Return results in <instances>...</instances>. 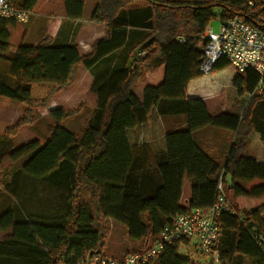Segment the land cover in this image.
<instances>
[{
  "label": "trees",
  "instance_id": "trees-1",
  "mask_svg": "<svg viewBox=\"0 0 264 264\" xmlns=\"http://www.w3.org/2000/svg\"><path fill=\"white\" fill-rule=\"evenodd\" d=\"M39 1L9 3L30 14ZM85 1L62 0L61 15L81 19ZM236 14L264 30V9L249 8L243 0H95L91 20L104 24L106 32L85 54L75 44L55 43L50 37L35 45L14 46L10 28L18 21L0 19V57L9 62L15 78L14 87L0 78V96L25 106V117L14 130L33 125L34 110L70 86L80 66L92 71L102 64L93 85L95 108L80 133L62 123L72 113L55 108L48 114L56 124L44 143L34 139L14 147L13 132L0 136L1 189L20 197L23 180L32 179L61 191L62 200L68 201L48 223L19 219V206L1 214L0 229L12 232L0 240V258L13 264H78L85 251L104 253L100 217L122 223L133 240L153 238L174 215L209 209L220 179L228 200L230 193L264 199V162L244 156L253 132L264 140V81L259 91V74L248 68L236 75L234 88L249 98L225 112L213 114L204 99L187 96L189 82L202 76L198 67L207 42L201 38L205 27L217 17ZM228 65L221 58L213 71ZM161 66L163 81L147 86L139 99L134 86ZM223 100L222 93L212 97L213 109H220ZM154 108L162 116H185V128L167 134L163 155L148 146H130L126 135ZM205 127L232 134L223 165L194 140L193 132ZM26 156L11 179L2 182L4 160ZM255 180L262 184L247 187ZM233 208L235 213L223 212L218 218L220 264H264V250L254 237L264 234V205L250 211ZM178 246L165 248L149 264H191L190 258L178 255Z\"/></svg>",
  "mask_w": 264,
  "mask_h": 264
},
{
  "label": "rangeland",
  "instance_id": "rangeland-1",
  "mask_svg": "<svg viewBox=\"0 0 264 264\" xmlns=\"http://www.w3.org/2000/svg\"><path fill=\"white\" fill-rule=\"evenodd\" d=\"M93 2L94 0H87L85 17L88 16ZM63 11L64 7L62 0H40L37 8L30 13V17L26 21L18 22L15 27L10 28V43L14 46H19L21 44L35 45L40 40L49 37L48 35L52 34L54 29H56L54 26L61 21L59 18L62 16L61 13ZM215 12L216 14H220L219 9H216ZM214 27L217 28V23L215 21ZM226 69L231 70V65H228ZM98 72L99 68L88 71L80 66L70 86L55 94L46 106L34 108L35 123L33 125L25 124L16 130H14L16 124L20 119L25 117V106L8 97L0 96V136L5 133L13 132V136L10 138L14 147L21 146L34 139H38L40 143H44L51 128L56 124V120H54L48 112L50 111L49 109H53L51 107L56 106H60L61 109L72 113L69 117H66L62 123L71 132L75 134L80 133L95 108L96 94L93 85L96 73ZM214 72L215 71L202 76H209L214 74ZM144 77L145 76H143V78ZM0 78L6 85L14 87L15 78L10 73L9 62L2 57H0ZM143 78L137 83V87V84L134 86L137 91L140 90L143 81L146 80V78L145 80ZM223 95V104L225 103L226 97L227 107L230 109L235 108L236 104L246 103L249 98V94L244 93L240 96L236 89L231 87H228ZM226 136L227 134L225 133L220 135L222 139ZM256 137L255 134L251 137L252 148L246 152L247 156L256 157L257 153L254 149L257 142ZM230 140L232 141L231 138ZM218 158L220 157L218 156ZM27 159L28 156L16 161L10 159L4 160L1 181H9L12 174L20 169ZM23 181L24 189H22L23 193H19L20 197H13L0 188V215L9 209H15L19 206L21 208L19 219L48 223L53 221L54 217H57L58 213L61 211L60 209H63L65 203H68L67 199L66 202L62 200L61 191L55 188L37 183L39 182L37 180L26 179ZM33 181L36 183V186ZM259 184H262L261 180H256L254 183V185ZM229 202H231L233 206L239 207L237 198L233 197L231 193ZM241 203V207L250 208V206L255 205V200H253V198L243 199ZM142 220L146 222V215L142 216ZM98 221L99 226L101 228L103 227L105 230L103 252L111 257L121 258L126 253L139 251L143 249L150 240L149 236L141 240L131 239L128 236L127 228L122 223L112 218L100 217ZM11 232V229L5 231L0 229V240L10 235ZM177 253L182 257L190 258L192 261L191 264H216L211 261L210 257L201 253L199 248L195 245V242H192L190 245H179ZM0 264L13 263L12 260L0 258Z\"/></svg>",
  "mask_w": 264,
  "mask_h": 264
},
{
  "label": "built area",
  "instance_id": "built-area-1",
  "mask_svg": "<svg viewBox=\"0 0 264 264\" xmlns=\"http://www.w3.org/2000/svg\"><path fill=\"white\" fill-rule=\"evenodd\" d=\"M249 8H263L264 0H243ZM29 13L10 5L9 0H0V19L26 21ZM209 23L201 36L207 42L200 58L199 71L202 75L213 72L216 62L225 58L237 74L246 69H254L260 76L257 89L262 90L264 81V30L249 23L236 14L230 18L217 17ZM264 22V15L262 17ZM181 40V39H180ZM235 213L229 202L222 181L217 186V197L209 209L192 208L171 217L148 244L141 250L129 252L121 258L100 252L85 251L78 264H149L159 257L165 248L176 245H190L195 242L202 254L220 264V252L216 248L221 227L218 218L221 213ZM254 237L264 250V234L254 233Z\"/></svg>",
  "mask_w": 264,
  "mask_h": 264
},
{
  "label": "crops",
  "instance_id": "crops-1",
  "mask_svg": "<svg viewBox=\"0 0 264 264\" xmlns=\"http://www.w3.org/2000/svg\"><path fill=\"white\" fill-rule=\"evenodd\" d=\"M95 2V0H94ZM93 2V6H94ZM87 5V0L85 1L84 13L81 19H68L65 16H61L58 24L54 26V32L48 36L55 42L59 44H75L81 54H85L91 50L94 41L102 37L106 28L104 24L96 23L91 20L92 8L88 16L85 15V9ZM82 68H84L82 66ZM101 70L102 64L98 65ZM85 69V68H84ZM96 69V68H95ZM94 69V70H95ZM87 70V69H85ZM90 71V70H88ZM237 73L233 69L227 70L223 68L217 70L214 74L209 76H200L192 79L187 87L188 98H200L207 102L208 109L211 113H219L230 110L227 107V98L225 97V103L218 110L213 109L210 99L212 97L218 96L220 93H225L228 87L234 88L233 81ZM146 78V80H145ZM145 81L142 83L140 90H136L134 87V93L142 100L144 89L151 85L155 86L161 83L164 79V66H161L151 72H148L143 78ZM138 84L136 85V87ZM235 89V88H234ZM226 95V94H225ZM53 109L60 108V106L51 107ZM61 109V108H60ZM51 110V109H49ZM185 128V116L182 115H167L162 116L158 114L156 109H152L148 118L145 122L139 124L136 127L128 128L126 131L128 143L130 146H148L158 155H163L167 149L166 136L169 132L176 131L178 129ZM222 133L227 134L224 139L220 137ZM256 135V146L254 149L256 157L247 156L246 152L252 148V135ZM193 137L195 142L200 146L209 156L215 159L220 165H223L229 150L230 138L232 139V134L229 131L205 127L193 132ZM218 156L220 158H218ZM244 156L253 157L258 162H264V140L260 137L258 132H253L250 136V146L244 152ZM148 165L153 166V163H148ZM256 181V180H255ZM255 181L247 184V187H252ZM243 199H250L248 197H237V204L242 211H250L253 209L260 208L264 205V199L253 198L255 200V205L250 206V208L241 207V201ZM254 202V201H253ZM264 217V214H262Z\"/></svg>",
  "mask_w": 264,
  "mask_h": 264
}]
</instances>
